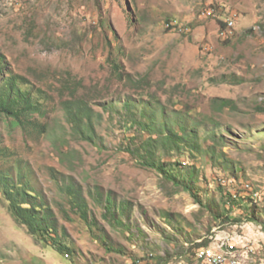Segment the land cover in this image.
<instances>
[{"label": "rangeland", "instance_id": "374dc122", "mask_svg": "<svg viewBox=\"0 0 264 264\" xmlns=\"http://www.w3.org/2000/svg\"><path fill=\"white\" fill-rule=\"evenodd\" d=\"M0 55L43 110L0 115V171L50 225L30 235L0 191V264H264V0H0Z\"/></svg>", "mask_w": 264, "mask_h": 264}, {"label": "trees", "instance_id": "16d2710c", "mask_svg": "<svg viewBox=\"0 0 264 264\" xmlns=\"http://www.w3.org/2000/svg\"><path fill=\"white\" fill-rule=\"evenodd\" d=\"M113 72L120 78L129 77L122 75L119 71L116 60L108 57ZM25 79L21 76L7 77L4 73L3 59L0 55V115L11 118L20 127L25 128L26 124L32 123V117L43 110L39 102L33 100L30 91L23 89ZM231 101L224 100L225 106ZM61 108L66 120L71 125L72 133L86 141L96 143V113L90 103L82 96L71 93L61 100ZM177 139L179 135H176ZM169 137V136H168ZM170 138V137H169ZM147 158V157H146ZM149 166L154 167L163 174H168L163 164H156L146 159ZM0 191L7 202L8 211L18 225L26 227L32 236L40 234L42 237L50 228L48 209L42 211L41 205L36 204L33 191L21 181H14L6 172L0 171ZM77 208L81 209L80 216L86 218L83 208L85 199L81 195L75 194ZM110 208V207H108Z\"/></svg>", "mask_w": 264, "mask_h": 264}, {"label": "built area", "instance_id": "2783aa9c", "mask_svg": "<svg viewBox=\"0 0 264 264\" xmlns=\"http://www.w3.org/2000/svg\"><path fill=\"white\" fill-rule=\"evenodd\" d=\"M208 257H209L210 259H212L213 264H236V262L223 261V260H221L220 257H216V256L212 255V253H210V254L208 255Z\"/></svg>", "mask_w": 264, "mask_h": 264}, {"label": "bare ground", "instance_id": "6f19581e", "mask_svg": "<svg viewBox=\"0 0 264 264\" xmlns=\"http://www.w3.org/2000/svg\"><path fill=\"white\" fill-rule=\"evenodd\" d=\"M222 260V259H221ZM231 262H236V261H231ZM236 264H238L237 262H236Z\"/></svg>", "mask_w": 264, "mask_h": 264}, {"label": "crops", "instance_id": "0c3cea01", "mask_svg": "<svg viewBox=\"0 0 264 264\" xmlns=\"http://www.w3.org/2000/svg\"><path fill=\"white\" fill-rule=\"evenodd\" d=\"M217 253H219V252H217ZM221 254V253H220Z\"/></svg>", "mask_w": 264, "mask_h": 264}]
</instances>
